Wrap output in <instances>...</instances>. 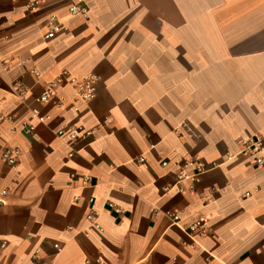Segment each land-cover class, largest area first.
Segmentation results:
<instances>
[{"label": "crops", "instance_id": "crops-1", "mask_svg": "<svg viewBox=\"0 0 264 264\" xmlns=\"http://www.w3.org/2000/svg\"><path fill=\"white\" fill-rule=\"evenodd\" d=\"M31 1L0 0L1 135L20 150L0 158V264H264V166L238 153L264 139V0H82L87 16ZM62 72L93 76L94 97Z\"/></svg>", "mask_w": 264, "mask_h": 264}, {"label": "built area", "instance_id": "built-area-1", "mask_svg": "<svg viewBox=\"0 0 264 264\" xmlns=\"http://www.w3.org/2000/svg\"><path fill=\"white\" fill-rule=\"evenodd\" d=\"M39 3L38 0H33L29 2L26 6L30 9H33L37 6ZM69 13L71 16H87L88 8L85 6L82 0H76L69 6ZM46 26L47 31L44 34V38H52L54 37L58 32H60L63 28L62 24L58 22L56 16L51 15L46 20ZM58 82H68L71 84L77 94L78 99L82 103H88L93 97H94V82L95 78L93 76H83L82 78H76L74 76H71L68 72H62L60 79ZM54 85L55 83L52 82L48 85L47 88L41 93L39 100L41 102H48L49 100H53L55 97L54 94ZM14 93L16 94L18 100L21 102H24L25 100V94H24V88L21 86V84L17 83L14 87ZM75 111H78L79 108L77 106L74 107ZM33 116L37 119L38 122H44L46 119L45 116L39 114L36 111H33ZM14 117L9 114H2L0 113V158L1 160L12 167H15L18 162V156L20 153V150L17 146L12 145L5 140H3V137L1 135V126L3 123L8 122L13 124ZM20 130L23 133H30L34 126L27 122V121H21ZM56 134L62 138H66L71 141H76L79 138L86 137L90 134V132L83 130L81 126H67V127H61L57 130ZM239 154H245L248 156H251L252 162L256 166H264V139L260 136H252L243 138L240 141V150L238 152ZM73 153L69 152L68 156H72ZM234 155H229V157H233ZM143 158H139V162H142ZM166 162H162V165H166ZM194 164L193 160H189L185 163V166H192ZM196 171L192 174H189L183 170V167L180 169V171L175 175V181L176 183L182 181V180H194L197 181L199 178V175L206 171V168L202 164H198L195 167ZM85 181L88 180V177L84 178ZM108 207L114 212V213H122V208L116 206L115 204L109 202ZM168 216H170L172 222L174 224H177L179 216L175 213H168ZM88 218L91 217V215L87 216ZM184 233H186L188 236L193 237L196 235L203 234L205 232V223L204 221H196L193 224H191L188 228L182 229ZM4 247V243H0V249ZM54 248L58 249L59 245L54 244ZM36 257V256H34Z\"/></svg>", "mask_w": 264, "mask_h": 264}]
</instances>
